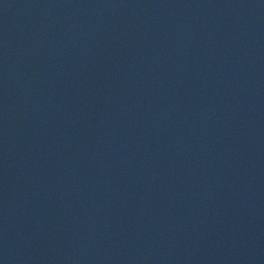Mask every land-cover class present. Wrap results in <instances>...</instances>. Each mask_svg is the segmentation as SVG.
<instances>
[{
	"label": "water",
	"instance_id": "obj_1",
	"mask_svg": "<svg viewBox=\"0 0 264 264\" xmlns=\"http://www.w3.org/2000/svg\"><path fill=\"white\" fill-rule=\"evenodd\" d=\"M0 264H264V0H0Z\"/></svg>",
	"mask_w": 264,
	"mask_h": 264
}]
</instances>
